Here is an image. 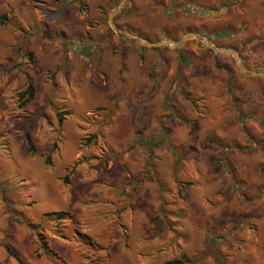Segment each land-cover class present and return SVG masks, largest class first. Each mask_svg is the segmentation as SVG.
<instances>
[{"label": "rangeland", "instance_id": "1", "mask_svg": "<svg viewBox=\"0 0 264 264\" xmlns=\"http://www.w3.org/2000/svg\"><path fill=\"white\" fill-rule=\"evenodd\" d=\"M120 1L0 0V264H17L5 244L60 264L24 222L55 210L104 264H264V78L213 48L264 71V0H126L112 17L151 42L198 37L179 48L115 30ZM69 235L50 245L95 264Z\"/></svg>", "mask_w": 264, "mask_h": 264}, {"label": "trees", "instance_id": "2", "mask_svg": "<svg viewBox=\"0 0 264 264\" xmlns=\"http://www.w3.org/2000/svg\"><path fill=\"white\" fill-rule=\"evenodd\" d=\"M2 21V18L0 19ZM141 57H143L141 55ZM35 90L32 83H28L27 86L18 94V102L19 106L23 107L27 103L31 102L34 98ZM65 118V115L58 116V122H62ZM92 137H87L86 141L88 143L93 142ZM26 151L30 155L36 154V148L31 139L26 138ZM56 148V145L53 144L51 149L44 155V162L46 164H50L51 162V152ZM72 170H67L66 174L63 176V183H69V176ZM6 191H11L10 187L5 188ZM72 220V216L69 212L63 210H55V211H47L43 212L40 216L39 221H31L30 219H25L24 222L27 225V228L31 231L34 236L33 246L34 252L37 256H48L53 258L55 262L60 264H67L66 260L50 245V240L53 238L67 239L71 234V236L85 249L90 251L92 254H96L97 258L93 260L95 264H104V260L99 258L100 253L106 252V248L102 245H99L92 237L88 234L78 231L72 230L69 231V223ZM4 249L7 257H12L16 260L17 264H30L22 254H20L17 250H15L10 244H5ZM181 259H173L166 261L165 264H182Z\"/></svg>", "mask_w": 264, "mask_h": 264}, {"label": "water", "instance_id": "3", "mask_svg": "<svg viewBox=\"0 0 264 264\" xmlns=\"http://www.w3.org/2000/svg\"><path fill=\"white\" fill-rule=\"evenodd\" d=\"M125 1L126 0H121L117 4L116 8L109 13L108 19L110 20V23L115 28V30L121 31L126 36L136 39V41L139 44L150 46V47H160L162 45H166L167 44V45H172L175 48H179V47L183 46V44L185 43L187 37L194 36L196 39L198 38L193 33H188V34L184 35L180 40H175V39H172V38L165 37V38H163L162 40H160L158 42H151V41H148L147 39H145V38H143V37H141L139 35H135L133 33H130L129 31L121 30V29L117 28L116 25L113 23L112 17H113V15L118 14L122 10V7H123ZM212 46H213V44H212ZM213 48L216 51H218V52H229V53H231L234 56V58H235V61H236V64H237V67H238L239 71H241V73L243 75H246L248 77L264 78V71H253V70L248 69L243 64L242 59H241L240 55L237 52H235V51H233L231 49H228V48L218 49V48H216L214 46H213Z\"/></svg>", "mask_w": 264, "mask_h": 264}, {"label": "crops", "instance_id": "4", "mask_svg": "<svg viewBox=\"0 0 264 264\" xmlns=\"http://www.w3.org/2000/svg\"><path fill=\"white\" fill-rule=\"evenodd\" d=\"M13 247V246H12ZM15 250H17L15 247H13ZM18 251V250H17ZM19 252V251H18ZM20 253V252H19ZM21 254V253H20ZM24 257V256H23ZM42 257V256H41ZM25 258V257H24ZM28 259H26L30 264H34L35 260H37V257L34 256L33 253L30 252V255L27 257Z\"/></svg>", "mask_w": 264, "mask_h": 264}]
</instances>
